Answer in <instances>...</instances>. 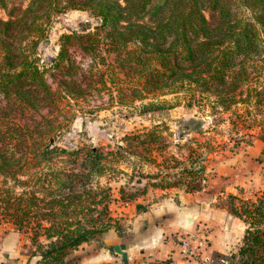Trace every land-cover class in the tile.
Instances as JSON below:
<instances>
[{"label": "trees", "instance_id": "1", "mask_svg": "<svg viewBox=\"0 0 264 264\" xmlns=\"http://www.w3.org/2000/svg\"><path fill=\"white\" fill-rule=\"evenodd\" d=\"M0 9L7 15L0 17V223L26 234L35 264H79L71 254L80 245L124 232L110 213L111 186L99 178L123 172L116 165L126 148L56 145L66 125L61 104L86 91L70 46L107 67L113 55L117 72L112 64L99 81L113 83L133 108L152 109L157 97L179 93L187 105L195 99L223 111L264 100V84L255 85L264 79V0H0ZM67 9L88 11L99 23L60 35L49 61L59 72L53 89L37 50L51 18ZM193 121L183 123L187 131L199 128ZM201 156L180 161L181 175L190 177L185 191L199 189ZM137 192L120 186L119 199ZM229 199L245 228L228 264H264V191ZM121 264L132 263L122 254Z\"/></svg>", "mask_w": 264, "mask_h": 264}, {"label": "rangeland", "instance_id": "2", "mask_svg": "<svg viewBox=\"0 0 264 264\" xmlns=\"http://www.w3.org/2000/svg\"><path fill=\"white\" fill-rule=\"evenodd\" d=\"M0 17L7 18L5 9H0ZM98 23L97 17L79 9H67L51 18L37 51L53 89L59 72L49 67V61L58 51L60 35L93 31ZM69 53L77 62L86 91L82 100L61 104L58 118L66 125L56 145L126 148L116 165L123 172L99 178L101 186H111L116 198L110 202V213L123 225L122 236L108 231L80 245L71 256L79 264H121L122 254L132 264H215L219 256L235 252L245 223L230 213L229 196L247 199L264 191V100L238 103L223 111L195 99L187 105L179 93L157 97L152 109L133 108L125 96L117 98L113 83L107 81L105 87L99 81L100 73L110 65L117 72L113 55L106 57L107 67L91 62L78 46H70ZM258 84L261 89L262 77L255 80ZM187 120H194V125L199 121V128L187 131L183 126ZM191 155L204 156L205 170L195 182L199 189L185 191L190 177L181 175L180 161ZM120 186L139 193L123 202ZM199 228L209 234L208 259L191 262L179 253L176 236ZM28 248L26 234L8 222L0 223V264H35Z\"/></svg>", "mask_w": 264, "mask_h": 264}, {"label": "built area", "instance_id": "3", "mask_svg": "<svg viewBox=\"0 0 264 264\" xmlns=\"http://www.w3.org/2000/svg\"><path fill=\"white\" fill-rule=\"evenodd\" d=\"M202 181L205 182L204 179ZM176 240L178 251L184 258L191 262L207 261L210 247L209 234H204L201 228L197 232L178 234ZM227 257V255L219 256L215 264H228Z\"/></svg>", "mask_w": 264, "mask_h": 264}, {"label": "water", "instance_id": "4", "mask_svg": "<svg viewBox=\"0 0 264 264\" xmlns=\"http://www.w3.org/2000/svg\"><path fill=\"white\" fill-rule=\"evenodd\" d=\"M171 114H172L173 116H175V114H176L175 110H172V111H171Z\"/></svg>", "mask_w": 264, "mask_h": 264}, {"label": "crops", "instance_id": "5", "mask_svg": "<svg viewBox=\"0 0 264 264\" xmlns=\"http://www.w3.org/2000/svg\"><path fill=\"white\" fill-rule=\"evenodd\" d=\"M160 204H162V203H160Z\"/></svg>", "mask_w": 264, "mask_h": 264}]
</instances>
